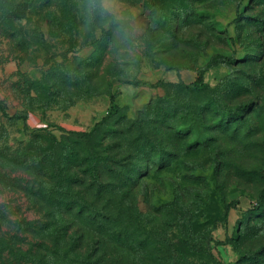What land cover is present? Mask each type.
<instances>
[{
	"label": "rangeland",
	"instance_id": "rangeland-1",
	"mask_svg": "<svg viewBox=\"0 0 264 264\" xmlns=\"http://www.w3.org/2000/svg\"><path fill=\"white\" fill-rule=\"evenodd\" d=\"M56 1L0 0V101L21 115L0 109V264H264V0H122L137 35L111 47L100 23L46 20ZM218 53L236 60L194 88ZM112 102L92 144L64 134ZM91 145L132 167L136 220L125 246L86 235L81 254L46 223L60 212L37 210V170Z\"/></svg>",
	"mask_w": 264,
	"mask_h": 264
},
{
	"label": "trees",
	"instance_id": "trees-1",
	"mask_svg": "<svg viewBox=\"0 0 264 264\" xmlns=\"http://www.w3.org/2000/svg\"><path fill=\"white\" fill-rule=\"evenodd\" d=\"M85 2L86 0H57L55 11L49 12L45 18L46 20H57V24L69 22L75 28L85 22L91 25H100L101 23L96 20L89 21L84 14L82 5ZM36 11V13H42L41 9ZM235 60V57L227 54H214L199 70L198 75L192 82L193 87L199 89L206 85L204 76L210 68L223 62H233ZM242 107H245V105H242ZM0 109L11 118L21 117L19 114L9 115L4 111L1 101ZM118 112L119 105L112 102L108 114L95 122L89 130H70L65 131L64 134H72L74 137L81 139L82 142L92 144V140L97 136L102 124ZM45 128L51 130V133L57 136L56 143H59L60 139L58 138L56 125L49 124ZM104 148L107 151L109 150L107 146H103L102 149L101 145H91L87 151H75L74 155L77 157L66 155L69 161H66L65 165L59 169L54 156H51L50 153L47 158L40 160V166L37 170L40 175L37 184L39 194L36 201L37 210L44 211V213L60 212L58 218L50 217L46 223H49L57 239L59 236L66 239L65 244L68 249L76 246V249L79 250L80 245H78V241H75L78 237L86 235H88L86 241L90 238V241H87L86 244L90 246L96 244L97 248L101 246L105 248L106 246L114 247L115 245L125 246L129 243L133 230H135V225L132 223L136 220L133 217V206L129 207V203L133 201L130 199L131 190H133L132 181L130 180L132 167L125 173L119 171L114 163L116 161L113 159L116 153L109 151L108 154H104ZM122 164L123 161L121 160L119 166ZM19 178L23 182H32L30 177ZM36 178L38 176L34 179ZM24 188L28 192L32 189L28 186ZM105 188L108 192L116 195L115 197H117L120 204L111 207L110 199L104 195L102 196ZM263 198L264 188L259 194V201L261 202ZM63 212L78 214L74 216ZM5 213V208L0 204V216L2 217ZM120 213L124 215H120ZM86 231L89 232L86 233ZM57 241L55 242L58 243ZM87 249L88 247L85 251ZM80 253L82 254L81 251Z\"/></svg>",
	"mask_w": 264,
	"mask_h": 264
},
{
	"label": "clouds",
	"instance_id": "clouds-1",
	"mask_svg": "<svg viewBox=\"0 0 264 264\" xmlns=\"http://www.w3.org/2000/svg\"><path fill=\"white\" fill-rule=\"evenodd\" d=\"M82 9L89 21L96 20L108 31V46L127 45L137 35V26L122 0H86Z\"/></svg>",
	"mask_w": 264,
	"mask_h": 264
}]
</instances>
